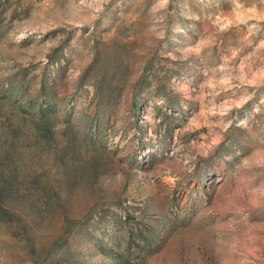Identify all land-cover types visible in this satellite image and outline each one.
<instances>
[{
    "label": "rangeland",
    "instance_id": "rangeland-1",
    "mask_svg": "<svg viewBox=\"0 0 264 264\" xmlns=\"http://www.w3.org/2000/svg\"><path fill=\"white\" fill-rule=\"evenodd\" d=\"M0 264H264V0H0Z\"/></svg>",
    "mask_w": 264,
    "mask_h": 264
},
{
    "label": "trees",
    "instance_id": "trees-1",
    "mask_svg": "<svg viewBox=\"0 0 264 264\" xmlns=\"http://www.w3.org/2000/svg\"><path fill=\"white\" fill-rule=\"evenodd\" d=\"M4 214V213H3Z\"/></svg>",
    "mask_w": 264,
    "mask_h": 264
}]
</instances>
